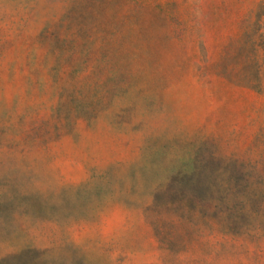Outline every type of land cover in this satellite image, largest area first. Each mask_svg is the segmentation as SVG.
Masks as SVG:
<instances>
[{"label": "rangeland", "instance_id": "1", "mask_svg": "<svg viewBox=\"0 0 264 264\" xmlns=\"http://www.w3.org/2000/svg\"><path fill=\"white\" fill-rule=\"evenodd\" d=\"M0 264H264V0H0Z\"/></svg>", "mask_w": 264, "mask_h": 264}]
</instances>
